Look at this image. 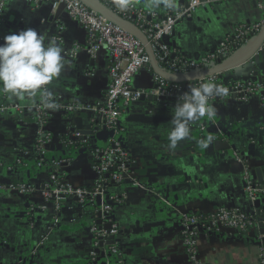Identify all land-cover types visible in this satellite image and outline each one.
Wrapping results in <instances>:
<instances>
[{
    "label": "crops",
    "instance_id": "crops-1",
    "mask_svg": "<svg viewBox=\"0 0 264 264\" xmlns=\"http://www.w3.org/2000/svg\"><path fill=\"white\" fill-rule=\"evenodd\" d=\"M258 1L220 0L212 7L200 5L191 18L175 25L171 35L173 48L191 59L217 50L236 24L261 19ZM137 6L149 9L143 3ZM154 10L163 12V7ZM28 27L47 30L50 38L59 37L65 49H82L74 59L66 56L73 66L67 67L49 86L53 95L75 104L92 106L101 102L109 84L106 50L101 48L91 58L84 50L86 31L63 8L53 12L48 3L33 7L24 0H6L0 43L4 35ZM88 67L92 70L90 75ZM217 77L223 84L264 78V49L256 53L247 67ZM133 86L152 89L151 72L142 70ZM262 95L263 91L256 92L245 102L215 98L212 105L217 113L213 123L222 125L230 137L211 134L214 140L207 148L200 141L209 134H197L204 122L202 118L192 125L187 140L179 142L174 150L168 149L169 121L176 101L144 99L131 106L122 120L124 145L135 160L133 175L141 187L127 182L123 188L109 191L124 194L123 201L112 209L119 230L115 243L123 264H187L178 235L181 212L205 214L218 207L251 210L246 182H264ZM37 98L38 94L34 98L10 97L0 89V264H86L95 203L89 204V214L83 213L86 210L74 198L64 200L57 213L53 204L42 210L46 204L40 189L50 183L49 174L54 169L51 164L64 158L69 159L58 168L63 182L76 187L92 185L90 153L75 154L64 144L69 125L80 132L91 129L90 114L78 112L68 121L64 113H55L47 120L44 130L50 141L45 167L38 168L33 150L37 126L32 111ZM13 106L22 111L12 109ZM20 184L34 190L20 193L11 187ZM253 209L256 213L257 209ZM258 210V221L262 222L247 234L222 229L202 237L198 248L200 260L204 264H257V237L264 241V234L258 231L264 226V203Z\"/></svg>",
    "mask_w": 264,
    "mask_h": 264
},
{
    "label": "built area",
    "instance_id": "built-area-1",
    "mask_svg": "<svg viewBox=\"0 0 264 264\" xmlns=\"http://www.w3.org/2000/svg\"><path fill=\"white\" fill-rule=\"evenodd\" d=\"M33 7L43 3H48L51 11L63 8L66 14L80 24L86 31V45L84 50L91 58L104 48L107 53L109 84L104 93L103 100L96 105L75 104L53 95L59 107L56 110L45 109L42 106L40 95L33 105L32 111L37 126V135L33 150L37 158V167H45L46 146L50 141V136L44 130L45 123L55 113H64L65 119L71 121L72 116L78 112L90 114V130L95 134V128L105 129L114 133L124 132L122 120L131 106L141 100L142 97L153 96L161 101H177V97L190 90L191 87H198L201 83L214 82L227 87L229 95L225 98H234L243 102L247 101L251 95L263 91L261 97L264 106V78L257 81L245 83H220L218 77L211 76L199 81L189 83L185 88L181 84H176L165 80L155 74L143 46L128 32L120 26L115 25L106 18L88 9L78 0H24ZM110 7L121 17L133 22L147 38L153 55L159 68L171 74H190L200 71L206 67H213L216 60L222 58L223 61L235 56L249 42L250 38L256 35L264 25V0H259L257 7L261 11V19L255 23L236 24V26L224 37L220 47L198 59H191L177 52L175 48L168 46L162 38L170 37L175 25L184 19L191 18L200 5H206L220 0H207L204 4L198 0H190L188 8L179 7L174 9L163 8V12L150 10L140 6H133L127 11H121L116 7L114 0H99ZM177 1V0H175ZM6 0H0V23L3 16V8ZM59 44L61 40L55 37ZM260 49H264V44ZM64 55L74 59L82 50L79 46L71 49L64 48ZM147 69L152 74L154 87L152 89H141L133 86L135 77ZM88 75L92 74L90 67L87 68ZM217 97L210 99V104ZM4 110L8 109L3 107ZM21 112V108L13 106ZM209 120L213 123V118ZM206 125L199 129L201 134L205 133ZM64 144L67 148L76 150L89 145L94 146L89 152L91 155V170L94 180L90 187H76L67 182H63L58 173V168L62 162L68 159L54 161V167L49 174V182L42 186L40 193L46 205L40 209L46 210L48 204H53L52 209L57 213L61 209L64 200L74 198L83 208L84 214H89V204L95 203L96 198L100 199V206L92 210L91 217L94 219L90 228L92 242L87 253L86 264H97L100 253L103 252L107 259V254L116 258L114 264H123L117 249L115 238L118 234V226L112 217V209L115 205L123 201L122 192H109L110 189L119 190L125 183L132 187H141L133 175L135 160L129 150L121 143L113 140L107 144L94 141V137L84 135L82 132L69 125L65 130ZM73 157V156H72ZM236 157V155H235ZM20 193H30L34 189L29 185L20 184L11 186ZM9 186V188H11ZM245 193L250 201L251 210L245 211L239 207H218L205 214L181 212L178 217V235L187 256V264H204L199 256V240L202 237L228 229L234 234L244 235L255 229L262 221L261 211L254 206L256 200L264 198V184L256 185L246 182ZM108 195V198H106ZM96 205V204H95ZM253 208L257 209L255 213ZM100 212V224H97L96 213ZM262 224V223H261ZM260 224V225H261ZM109 226V229L104 228ZM258 230L262 232L263 226ZM257 245V264H264V241L259 240ZM113 241V243H110ZM263 242V243H262Z\"/></svg>",
    "mask_w": 264,
    "mask_h": 264
},
{
    "label": "clouds",
    "instance_id": "clouds-1",
    "mask_svg": "<svg viewBox=\"0 0 264 264\" xmlns=\"http://www.w3.org/2000/svg\"><path fill=\"white\" fill-rule=\"evenodd\" d=\"M116 7L122 12L143 3L150 10L174 9L175 0H114ZM0 43V89L10 97L34 98L40 95L45 109L56 110L59 105L53 96L50 85L61 73L72 67L64 48L56 39L50 38L47 30L38 31L28 27L3 36ZM227 87L214 82L201 83L191 87L177 97L171 109L169 121L170 131L167 134L169 150L177 148L179 142L190 137L192 125L202 118L212 119L216 116V108L210 104L213 97H227ZM214 140L209 134L200 141L207 148Z\"/></svg>",
    "mask_w": 264,
    "mask_h": 264
},
{
    "label": "water",
    "instance_id": "water-1",
    "mask_svg": "<svg viewBox=\"0 0 264 264\" xmlns=\"http://www.w3.org/2000/svg\"><path fill=\"white\" fill-rule=\"evenodd\" d=\"M78 1H80L88 9L106 18L107 20L114 23L115 25L120 26L122 29H124L126 32L132 35L143 46L145 53L149 59L150 67L152 71L155 74H157L159 77H162L169 82L183 85L184 88L189 83H193L201 79L208 78V77L215 76V75L218 76L220 74H226L229 71H238V70H241L242 68L247 67L249 61L256 55V53L260 50V48L264 44V25H263L261 29L259 30V32L250 38L249 42L242 48V50L238 52L235 56L229 58L228 60L223 61L222 58H219L216 60L213 67H206L203 70L192 72L190 74H179V75L171 74L168 72H164L159 68L147 38L133 22L121 17L119 14L114 12L110 7L106 6L99 0H78ZM189 1L190 0H177L175 1V3H176V6H178V8L179 7L188 8ZM198 1L204 4L207 0H198ZM216 3L218 2H211L206 5H208L209 7H212ZM162 41L168 46L174 47V43L171 41V36L163 37ZM144 99L145 97L141 98V100H144ZM146 99L154 100V101L158 100L157 98L153 96H148L146 97ZM206 122H207V128L205 129L206 134L219 135V133H222L223 138L230 137V132L225 130L222 125L212 123L209 120H206ZM95 131H96L95 134H93V132L91 131H85L82 133L84 135L93 136L94 141H99L102 144H107L109 141L113 140L125 146L124 145V140L126 138L125 132L114 133L113 131H107L105 129L99 130L98 128H95ZM225 147L228 148V144H226ZM257 183H258L257 185L264 184L263 180H260ZM262 203H264V198H261L260 200H256L254 202V206L257 209H259ZM95 204L97 207L100 206L99 198H96ZM96 217H97L96 223L100 224V220H99L100 212L96 213ZM104 228L109 229V226H105ZM261 234H264V226H263ZM110 243H113V241H111ZM97 264H108L106 260V256L103 252L100 253V257H99Z\"/></svg>",
    "mask_w": 264,
    "mask_h": 264
},
{
    "label": "trees",
    "instance_id": "trees-1",
    "mask_svg": "<svg viewBox=\"0 0 264 264\" xmlns=\"http://www.w3.org/2000/svg\"><path fill=\"white\" fill-rule=\"evenodd\" d=\"M203 120H204V122H203V124L204 125H206V120H205V118H203ZM123 133V132H122ZM200 132H197V134H199ZM92 148H94V146H91V145H89V146H87V147H81V148H78V149H76V150H74V153L76 152H78V151H86V152H90L91 150H92ZM70 150H72L71 148H70ZM75 153V154H76ZM106 198H108V195H106ZM115 206H117V205H115ZM114 206V207H115ZM107 259L109 260V263L110 264H114L115 263V261H116V258L115 257H113L111 254H107Z\"/></svg>",
    "mask_w": 264,
    "mask_h": 264
}]
</instances>
